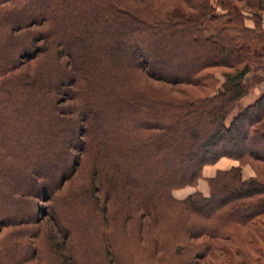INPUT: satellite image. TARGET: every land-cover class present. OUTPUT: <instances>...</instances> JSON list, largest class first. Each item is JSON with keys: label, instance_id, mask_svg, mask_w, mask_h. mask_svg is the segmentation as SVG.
I'll list each match as a JSON object with an SVG mask.
<instances>
[{"label": "trees", "instance_id": "16d2710c", "mask_svg": "<svg viewBox=\"0 0 264 264\" xmlns=\"http://www.w3.org/2000/svg\"><path fill=\"white\" fill-rule=\"evenodd\" d=\"M162 1L0 0V231L32 222L5 215V200L16 202L18 192L51 200L80 168L92 167L106 208L119 200L141 211L136 225L126 214L125 236L129 227H138V241H127L128 264H201L214 238L239 244L241 229L247 232L240 237L242 247L254 245L255 220L264 215V180L245 178L242 165L208 178V195L196 191L176 198L173 191L197 185L204 167L222 157L264 164V91L242 103L253 63L264 56V18L257 15L264 14V0ZM239 3L257 8L256 26L247 25L250 16ZM39 41L70 59L63 69L50 66L48 79L30 62L40 53ZM213 67L229 70L217 89L197 98L195 89H209L205 73ZM147 76L163 82V90L179 88L166 98L145 97L135 87ZM25 79L29 82L21 84ZM59 86L77 102L71 110L75 119L58 115L50 92ZM36 131L40 136L29 140ZM40 144L44 153L35 152L43 159L31 163ZM49 152L62 164L42 182L33 169L53 161ZM89 191L88 185L76 189L82 199ZM192 215L203 222H191ZM169 226L174 228L165 229ZM36 238L39 245L46 238L52 245L43 232ZM71 238L65 234L62 240L67 244ZM1 249L0 264L20 260L19 250L12 258L8 246ZM246 258L254 264L250 254Z\"/></svg>", "mask_w": 264, "mask_h": 264}, {"label": "rangeland", "instance_id": "374dc122", "mask_svg": "<svg viewBox=\"0 0 264 264\" xmlns=\"http://www.w3.org/2000/svg\"><path fill=\"white\" fill-rule=\"evenodd\" d=\"M176 1L180 2L179 0ZM181 1L183 4H188L187 1ZM211 1L216 3V0ZM158 2L162 3L163 1L158 0ZM239 5L251 14L257 11L256 7L250 9L245 8L243 3H239ZM188 7L191 10L193 9L190 5H188ZM217 9L218 12L222 11L220 7H217ZM247 12L245 15L246 17L250 16V18H247L248 20L246 23L249 26H253L255 24L254 20L258 17H255L254 19V15H250ZM257 15L264 18V16H262L264 14L261 11H259V14ZM262 24L264 28V22ZM34 30H38V28H34ZM36 44L38 45L40 53L36 59L30 62L37 69H41L37 74L43 75L46 79H48V77L51 78V75L53 74L50 66L56 65L53 67L54 69L57 67H62V69L67 67V62H70V59L68 56L62 55L58 51V48L48 45L43 41H39ZM127 47L131 48L129 46ZM53 59H55L56 63L53 62ZM25 60L29 61V59H23V61ZM46 62L48 63L46 64ZM225 70H229V68L213 67L207 69L208 73H205L207 74L205 83L209 86V89L205 92H200V89H195L193 93L198 94L197 98L204 97L208 94V92L217 89L216 85H220V82H223L225 79L223 75ZM30 74L32 75V73ZM27 80L28 79H25L24 81L20 80V83L25 84L29 82ZM34 83L36 82H33V84ZM162 83L163 82L154 78H149L148 76L146 78L141 77L135 89H137L138 92L140 91V93L145 97L158 99L160 97L166 98L171 96L170 90L173 89L177 91L179 88L165 87L163 90V88L160 87V84ZM247 84L249 92L247 96L242 99L243 104L251 103L256 97H258V95H260V93L264 91V56L260 60L258 59V61L256 60L253 63V69L248 75ZM68 89H70V86L63 87V90ZM45 91L49 90L46 88L43 92ZM71 93V91L63 92L60 90V86L57 90L50 92V94L55 96L57 106L60 108L58 115L75 119V115L71 114V110L77 102ZM27 116L30 118L29 114ZM30 126L32 127L33 125L31 124ZM39 136L40 134L38 131L34 134L30 133L29 140H34ZM39 141L40 140H38V142ZM36 150L42 153L44 151L43 145L40 144L39 147L33 149L32 151L35 152ZM33 152L32 154H34ZM36 154L37 152H35L32 157L28 158L31 159V163H33L32 160L36 162L37 159H43L42 156L39 157L40 153L35 156ZM49 154L52 153L49 152ZM50 156L53 161L50 164L47 162L44 169H33L34 171H38L40 173L42 182L47 181L46 176L53 173L56 164H62L61 157L58 159L56 155L52 154ZM45 157L46 156H44V158ZM238 165H242L243 176L245 178L264 180V174L261 173L264 166L263 163L254 161L241 163L239 160L229 157H222L216 163L206 165L207 167L205 168L204 173L207 176H211L215 175L220 169H227L226 167L231 168ZM202 179L204 180L200 183V179L197 184L198 188L210 192L208 178H205L203 174ZM23 181L26 180L24 179ZM85 185H88L89 190L91 191H89L86 198L82 199V197L77 194L76 189L79 186ZM98 185L99 183L97 181H93L92 167H90L89 170H87V168L85 170L80 168L75 177L61 185V189L51 200H47L45 198L40 199L39 197L30 195L29 193L23 194V192L16 193L19 197L16 202L11 201L12 199L5 200V215H11L13 213L12 215L15 216V218H31L32 222L31 224L11 223L14 225L7 224L3 226L1 229L2 235L0 236V251H3L1 249L2 246H8L9 253H14L19 250L21 257L15 264H60V255L66 258V262H64V264H128L130 249L127 245V241H138V227H129L131 230L128 231V234L125 236L126 232L124 229V223L126 222V214H131L129 224L136 225L140 222L141 211L138 209H126V207L122 204V201L119 200L115 205L110 201L106 208L105 204L108 200L106 199L104 193L99 192ZM197 185H189L175 189L176 196H179L175 197L180 198L187 195L189 192L193 191V187ZM16 187L19 186L17 185ZM29 189L32 190L33 188L29 187ZM23 190L26 191V188ZM10 192L13 193L12 190H10ZM58 204L61 206L59 209L57 207ZM56 209L58 210V214L56 213ZM105 210L108 212L106 215ZM60 212L63 213V217L60 216ZM178 215H180L179 211L176 216ZM191 217V222H203L199 216L192 215ZM164 219L168 220L169 218ZM170 220L172 221V218H170ZM181 220L186 221V218H181ZM255 223L257 224V229L256 236L253 238V246L248 245V247H242L244 245V241L240 237L247 235V232L244 231V229H241L239 237L237 236L235 238L236 240H240L239 244H236L232 239L214 238L212 250L208 253L206 258L202 259V261L200 260L201 264H247L246 256L248 254H250L251 262L252 257L255 259L254 264H264V228L262 226V224H264V215L257 217ZM258 227L261 229L259 230ZM172 228H174V226L165 227V229ZM181 228L183 227L179 226L177 231ZM248 231L252 233L251 228ZM42 232L47 234V237L49 236L52 240L51 246L48 243V238H46L44 244L40 243L39 245V241L36 236H39ZM65 234L72 236L71 240L67 244L64 243V240H62ZM7 236L8 238L5 239ZM172 247H166L164 249L168 251L171 250L170 248ZM53 251L57 252L59 256L57 257ZM14 255L15 253L11 257L13 258ZM187 255L188 253L184 254V257ZM168 261L169 259L166 260V262ZM172 261H174L173 258L170 259V262ZM183 262L186 264L185 260ZM172 264H176V262H173Z\"/></svg>", "mask_w": 264, "mask_h": 264}, {"label": "crops", "instance_id": "0c3cea01", "mask_svg": "<svg viewBox=\"0 0 264 264\" xmlns=\"http://www.w3.org/2000/svg\"><path fill=\"white\" fill-rule=\"evenodd\" d=\"M226 158V157H225ZM207 166H205L204 167V169H203V174H204V176H205V178H210V177H213L214 175H211V176H207V175H205V173H204V170H205V168H206ZM227 169H230L229 167H226ZM220 170H224V169H220ZM204 179H201L200 180V183L203 181ZM205 182H206V180H205ZM199 183V184H200ZM196 191H201V192H203L205 195H208L209 194V192L208 191H205V190H202V189H200V188H198V185L197 186H194L193 187V191H191V192H189L187 195H185V196H183V197H180V198H184V197H186V196H188L190 193H194V192H196ZM176 190H174V196H176ZM176 197H179V196H176ZM249 255V254H248ZM247 255V256H248Z\"/></svg>", "mask_w": 264, "mask_h": 264}]
</instances>
